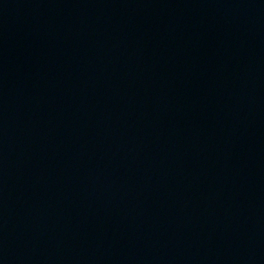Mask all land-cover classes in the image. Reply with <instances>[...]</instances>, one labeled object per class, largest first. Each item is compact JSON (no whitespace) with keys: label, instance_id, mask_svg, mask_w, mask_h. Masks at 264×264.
I'll return each instance as SVG.
<instances>
[{"label":"water","instance_id":"1","mask_svg":"<svg viewBox=\"0 0 264 264\" xmlns=\"http://www.w3.org/2000/svg\"><path fill=\"white\" fill-rule=\"evenodd\" d=\"M0 264H264V0H0Z\"/></svg>","mask_w":264,"mask_h":264}]
</instances>
